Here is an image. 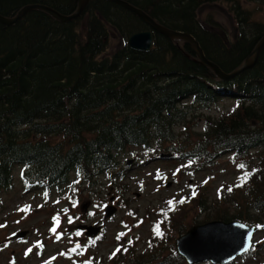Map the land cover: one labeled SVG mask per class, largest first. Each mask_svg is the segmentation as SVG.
I'll return each mask as SVG.
<instances>
[{
  "label": "trees",
  "instance_id": "1",
  "mask_svg": "<svg viewBox=\"0 0 264 264\" xmlns=\"http://www.w3.org/2000/svg\"><path fill=\"white\" fill-rule=\"evenodd\" d=\"M79 1L0 0V14L14 16L34 3L72 14ZM125 1L165 27L191 33L206 58L228 73L250 58L264 38V21L244 6L264 5V0ZM218 2L235 14L234 37L216 18L200 15L205 4ZM147 29L144 19L111 0H90L71 21L33 9L13 25L0 23V203L2 193L14 187L16 169L25 189L60 188L72 176L77 179V169L82 170L80 181L91 185L107 173L111 180L119 177L113 184L123 195L128 184L120 156L128 148H142L146 156L174 152L176 165L187 162L183 170L207 169L231 153L247 160L248 172L256 170L240 187L252 200L245 211L220 208L211 217L264 224V48L253 67L223 80L183 39L153 31L150 51L131 48L129 37ZM112 32L122 40L115 50H109ZM224 99L236 101L227 114L205 115ZM202 116L195 137L182 140L181 130L187 133ZM195 206L216 205L203 195ZM166 207L157 210L161 220L153 224L160 223L162 235L151 240V247L140 250L117 235L115 248L121 251L110 259L112 249L108 259L114 264H189L175 242H168L179 210ZM179 231L185 232L182 226ZM263 249H250L244 258L258 260ZM94 259L105 264L104 256Z\"/></svg>",
  "mask_w": 264,
  "mask_h": 264
},
{
  "label": "rangeland",
  "instance_id": "2",
  "mask_svg": "<svg viewBox=\"0 0 264 264\" xmlns=\"http://www.w3.org/2000/svg\"><path fill=\"white\" fill-rule=\"evenodd\" d=\"M255 9L254 18L264 21V5L258 3H244V6ZM261 7L257 9V7ZM202 17H214L225 28L226 34L234 37L237 34L238 23L235 14L230 6L223 2L205 4L200 11ZM111 48L115 50L122 43L118 33L112 32ZM234 100L224 99L217 106L205 115L214 117L227 114ZM196 119L198 124L192 126L187 133L181 130V139L188 137L194 138V130L199 131L203 125L201 119ZM253 163L259 161V154L254 152ZM136 156H144L142 148H128L121 156V160L133 159ZM245 160V158H242ZM246 165L245 168H239V164ZM254 164H250L254 165ZM125 169V182L128 184L125 194H119L113 184L114 179L118 176L109 177V174H101L96 184L91 185L88 181H80L73 184L74 177L70 178L68 184L60 188L46 189H28L22 185L18 169L15 170L14 187L1 195L0 205V264H11L13 259L15 264H84L89 260L91 264H99V260L94 259L96 256H104L103 263L114 264L108 259L112 249H116L115 237L120 233H125V240H131L140 250L147 249L149 243L151 246L152 239L156 236L154 228L156 225L153 221H160L161 215L157 210L166 209L167 201H179L181 198H187V202L177 204V213L173 219V230L170 232L168 242L176 241L180 236L179 227L187 231L196 224H202L212 221L218 209H228L231 213H237L240 210H246L248 202L252 200L250 193L236 187L240 177L244 172H248L249 164L247 160L243 161L233 154L225 153L213 165L207 169H198V171L185 170L183 164L180 169L172 161H153V159L138 163L134 162L121 164ZM207 180V183L204 181ZM192 186V187H189ZM223 186V191L218 196L217 190ZM231 186L233 191L228 192L227 188ZM192 188H195L197 195L192 197ZM48 192L47 201L43 193ZM205 195L208 204H215L212 209L203 210L200 206H195L196 200ZM198 197V198H197ZM251 198V199H250ZM59 203H55V201ZM193 201V202H192ZM44 205L38 208V205ZM87 205L84 207V205ZM113 204L116 210L113 211L109 219L103 218L106 213V206ZM75 205V206H74ZM30 206V210L26 208ZM67 210L65 212L64 210ZM115 213V214H114ZM212 215V217H211ZM59 217L57 227L54 217ZM69 217L72 223H69ZM93 217V218H89ZM247 215L243 214L246 219ZM101 218V219H100ZM99 219V220H98ZM89 220V223L95 221H104L106 231L96 240L93 245L88 237L77 228L80 223ZM100 223L98 224V226ZM56 227V233L50 229ZM21 230H29V234L23 239L11 240L9 237ZM80 235L77 236L76 233ZM184 232V233H185ZM60 235L57 240L56 236ZM138 238V239H137ZM26 241V242H25ZM264 229L258 231L255 235L254 242L257 247L262 248L264 242ZM37 242L42 243V248H37ZM7 244V247L4 245ZM80 244L81 248L76 253H70V250ZM32 248L33 251L26 257L25 251ZM83 252V255L79 254ZM39 253V254H37ZM64 253V255H61ZM133 256V255H131ZM131 256H125L129 259ZM264 264V249L260 250L258 260L240 258L235 264Z\"/></svg>",
  "mask_w": 264,
  "mask_h": 264
},
{
  "label": "water",
  "instance_id": "3",
  "mask_svg": "<svg viewBox=\"0 0 264 264\" xmlns=\"http://www.w3.org/2000/svg\"><path fill=\"white\" fill-rule=\"evenodd\" d=\"M90 0H80L78 9L72 14H63L56 9L44 4L34 3L24 6L14 16H4L0 14V23L4 25H13L17 23L27 12L33 9H42L61 21H71L79 18L85 11L86 6ZM118 3L140 18L144 19L151 29L136 32L128 39V45L134 50L149 51L153 47L154 37L153 30L160 32L171 38H181L191 44L202 61L212 67L215 72L224 79L232 78L242 71L253 67L258 59V56L264 48V38L260 41L253 52L251 58L247 59L241 67L232 73L224 72L216 63L209 61L199 42L189 32L173 30L158 23L154 18L148 15L144 10L132 5L125 0H111ZM131 161H128L130 163ZM116 207L108 206L107 214L111 215ZM80 229H86L88 236H96L101 230L102 226L94 224L91 226L80 225ZM255 227H250L247 224L239 221H223L214 220L204 224H198L189 229L185 234L179 236L176 240V245L179 253L186 257L189 263H201L210 261L214 264H225L236 259L252 244V238L256 232ZM251 233V236H249ZM26 232H20L12 238L23 237Z\"/></svg>",
  "mask_w": 264,
  "mask_h": 264
},
{
  "label": "snow or ice",
  "instance_id": "4",
  "mask_svg": "<svg viewBox=\"0 0 264 264\" xmlns=\"http://www.w3.org/2000/svg\"><path fill=\"white\" fill-rule=\"evenodd\" d=\"M234 110H235V109H233V111H234ZM238 166H239V168H241V169H243V168L246 167V165H244L243 163L239 164ZM255 171H256V170H253V171H251V172H244L243 176H241V177L239 178V179H240V183L237 184L236 187H243V186H245V184H246V183L248 182V180L252 177V175L254 174ZM81 172H82L81 169H77V179H76L75 181H73V184H78V183L80 182L79 177L81 176ZM21 175L23 176L24 173L22 172ZM204 183H207V180H205ZM189 187H192V186H189ZM223 190H224V189H223V186H221V188L217 190V194H218V196L220 195V193H221ZM227 191H228V192H231V191H233V188H232L231 186H229V187L227 188ZM43 195H44V197H45V201H47V198H48V195H49L48 192L45 191V192L43 193ZM191 195H192V197H195V196L197 195V191H196L195 188H192ZM185 202H187V198H181L179 201L170 200V201H168L167 203H168V205H169V210H170V211H175V210H176V205H177V204H183V203H185ZM55 203H59V201L57 200V201H55ZM43 206H44V205L41 204V205H38L37 207H38V208H42ZM74 206H75V205H74ZM26 208L30 210V206H26ZM64 211L67 212L66 209H65ZM165 218H167V213H165ZM53 219H54V221H55V223H56V225H57V227H58V225H59V217L56 216V217H54ZM68 222H69V223H72V218H71V217H69V221H68ZM161 223H163V221H161ZM0 227H3V225H0ZM256 227H257V228H264V225H256ZM50 231H51L52 233H56V227H53L52 229H50ZM154 232L156 233L157 236L162 235V233L160 232V223L156 224V226H155V228H154ZM76 235L79 236L80 233L77 232ZM125 235H126L125 233H120V234L117 236V239L120 240V239H121L122 237H124ZM249 236H251V233H249ZM60 238H61L60 235H57V236H56V239H57V240H59ZM97 239H100V237H97ZM137 239H138V238H137ZM25 242H26V241H25ZM262 242H264V241H257V243H262ZM90 243L94 245V244L96 243V240H92V241H90ZM128 243L131 244L132 241L129 240ZM7 246H8L7 244L4 245V247H7ZM36 247H37V248H42L43 245H42V243L37 242ZM149 247H151V243H149ZM80 248H81V245H80V244H76V246L70 250V253H69V254H71V253H76ZM249 249H254V245L250 244L248 248H245V249H244V251L247 252V251H249ZM32 251H33L32 248H28V249L25 251V256L27 257ZM120 251H121V248H120V247H117V248L115 249V251L112 253V255H111L109 258L111 259L112 257H114V256H115L118 252H120ZM123 251L126 252V251H127V248H124ZM37 254H39V253H37ZM79 254L83 255V252H80ZM61 255H64V253H61ZM11 264H15V260H14V259H13V261H11ZM45 264H48V262L46 261ZM84 264H91V261L86 260V261H84Z\"/></svg>",
  "mask_w": 264,
  "mask_h": 264
},
{
  "label": "bare ground",
  "instance_id": "5",
  "mask_svg": "<svg viewBox=\"0 0 264 264\" xmlns=\"http://www.w3.org/2000/svg\"><path fill=\"white\" fill-rule=\"evenodd\" d=\"M5 16V15H4ZM155 161H160V158L159 157H156Z\"/></svg>",
  "mask_w": 264,
  "mask_h": 264
}]
</instances>
